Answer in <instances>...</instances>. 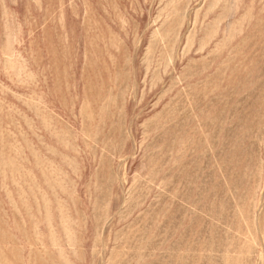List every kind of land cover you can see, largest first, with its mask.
<instances>
[{"label": "rangeland", "instance_id": "rangeland-1", "mask_svg": "<svg viewBox=\"0 0 264 264\" xmlns=\"http://www.w3.org/2000/svg\"><path fill=\"white\" fill-rule=\"evenodd\" d=\"M0 264H264V0H0Z\"/></svg>", "mask_w": 264, "mask_h": 264}]
</instances>
